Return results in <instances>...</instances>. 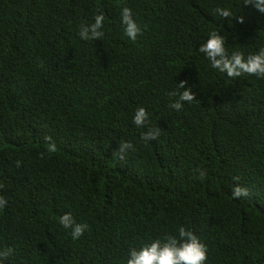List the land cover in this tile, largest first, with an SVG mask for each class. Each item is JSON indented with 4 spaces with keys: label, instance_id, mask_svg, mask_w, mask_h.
Here are the masks:
<instances>
[{
    "label": "trees",
    "instance_id": "obj_1",
    "mask_svg": "<svg viewBox=\"0 0 264 264\" xmlns=\"http://www.w3.org/2000/svg\"><path fill=\"white\" fill-rule=\"evenodd\" d=\"M100 13L104 35L82 40ZM213 31L246 58L264 48V13L244 0H0L3 264H127L180 226L206 246L204 264H264V78L212 69L198 49ZM181 81L196 100L177 111ZM149 126L160 135L144 141ZM121 140L134 146L123 159ZM237 184L249 195L233 198ZM64 213L88 225L78 240Z\"/></svg>",
    "mask_w": 264,
    "mask_h": 264
},
{
    "label": "clouds",
    "instance_id": "obj_2",
    "mask_svg": "<svg viewBox=\"0 0 264 264\" xmlns=\"http://www.w3.org/2000/svg\"><path fill=\"white\" fill-rule=\"evenodd\" d=\"M245 4H251L260 13H264V0H244ZM214 14L221 18L231 20L233 13L225 7H217ZM103 13L97 14L94 17V22L80 26L78 35L82 40H98L104 33ZM238 23H243L242 16L237 17ZM121 22L124 25L125 35L135 41L142 34L141 27L133 18V13L130 8L123 7L121 9ZM198 51L202 53L210 62V66L220 73L226 74L230 78H238L242 75L256 76L264 78V48H261L257 53L250 54L246 58L241 52H233L229 55L225 48V38L219 33L213 31L209 34L208 39L200 45ZM186 81H181L178 84V89L183 91L172 92L170 95L176 99L170 103L169 107L174 110H181L184 102L191 103L196 100L195 94L191 88L185 89ZM133 124L138 128H143L148 124V114L143 107H139L133 116ZM160 128L147 127L142 133L141 139L144 141L156 140L160 135ZM49 142L47 144V152L55 153L57 151L56 144L51 137H45ZM128 150H134V146L130 142L121 140L114 155H118L123 159ZM43 153L41 157L43 158ZM21 166V161L16 162V167ZM200 173V178L203 179L206 171L197 170ZM249 195L247 188L240 185H235L232 190L233 198L239 199ZM7 201L0 196V209H3ZM59 223L65 228L71 230L73 240H78L88 229L86 223H78L70 213H64L59 218ZM13 249L8 248L6 251H0V264L12 254ZM207 260V248L198 239V237L184 226L178 229V235H166L163 239H156L150 243L144 244L141 248H130L127 264H204Z\"/></svg>",
    "mask_w": 264,
    "mask_h": 264
}]
</instances>
